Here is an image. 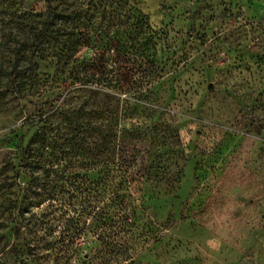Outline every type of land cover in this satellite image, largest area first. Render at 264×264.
Masks as SVG:
<instances>
[{
    "label": "rangeland",
    "instance_id": "obj_1",
    "mask_svg": "<svg viewBox=\"0 0 264 264\" xmlns=\"http://www.w3.org/2000/svg\"><path fill=\"white\" fill-rule=\"evenodd\" d=\"M0 264H264V0H0Z\"/></svg>",
    "mask_w": 264,
    "mask_h": 264
},
{
    "label": "trees",
    "instance_id": "obj_2",
    "mask_svg": "<svg viewBox=\"0 0 264 264\" xmlns=\"http://www.w3.org/2000/svg\"><path fill=\"white\" fill-rule=\"evenodd\" d=\"M47 8H48L49 14H48V17L45 21L46 23H45L44 29L41 33V37H43L50 30V27L53 23L52 22V20L54 18L53 9L50 5H48ZM135 13L141 14L137 11H135ZM142 17H144V16L142 15ZM114 34H115V32L112 33V36ZM34 60H36V54L32 55L30 62H29V66L27 68L14 71L13 74L10 75V82L12 83V86L16 84L17 78L27 75L28 71L31 68L30 66L34 63ZM24 98L25 97H23V99ZM34 110H35L34 114L29 115V117L25 123V125L28 126V129L20 135V137H19L20 140H19V143L17 145V151H18V154H20V158H21L20 163L18 165V169H19L18 170V178H20L21 174L23 173V171L28 166H30L31 164H34V162L32 160L34 153L31 150V145L34 142L39 141L42 145L45 146L47 143L49 144L51 141H53V138L51 139L49 137L48 132H47L48 124L46 122V119L45 118L42 119L43 114H40V111L36 107H34ZM56 112H57V110L55 111V113ZM65 116H66V119L69 118L67 115H65ZM73 123H74L73 130L77 131V132L83 131V134H84L83 127L86 126L85 123L78 121V119L73 120ZM29 133H31V135H29ZM104 166H105L106 170H109V165H104ZM105 180L109 183L112 181L111 173H109V172L105 173ZM23 197L25 198L26 196L23 195ZM26 199H27V197H26Z\"/></svg>",
    "mask_w": 264,
    "mask_h": 264
}]
</instances>
